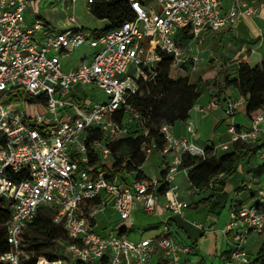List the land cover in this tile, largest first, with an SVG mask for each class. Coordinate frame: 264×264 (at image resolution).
Wrapping results in <instances>:
<instances>
[{
	"label": "built area",
	"instance_id": "1",
	"mask_svg": "<svg viewBox=\"0 0 264 264\" xmlns=\"http://www.w3.org/2000/svg\"><path fill=\"white\" fill-rule=\"evenodd\" d=\"M83 1L90 11L93 3L111 0ZM127 1L134 19L93 30L77 20L79 0L52 3L54 12L66 14L58 21L60 27L44 18L27 24L33 0H0V199L11 208L7 241L12 247L2 261L22 264L34 256L22 234L44 207L53 212V221L65 229L68 241L63 242L62 255L54 260L40 256L36 264H151L155 254L166 264H186L195 252L196 243H180L168 222L153 237L133 240L122 232L134 224L136 210L155 211L163 183L169 185L163 194L165 211L183 215L190 206L179 198L176 182L178 173L187 170L180 167L182 155H207L196 140L192 119L185 121L184 136L175 135L173 125L160 126L165 138L162 152L175 156L164 164V177L128 180L124 177L129 173L109 174L105 167L113 168L112 145L130 136L135 125L148 135L134 98L142 94L141 82L156 77L162 55H173L172 68L191 60L195 70L201 57L188 53L203 42L205 33L224 27L237 32L240 22L256 9L250 0H231L226 9L222 0H157V8L144 0ZM180 31L192 36L183 46L178 43ZM82 45L93 53L65 68L62 58ZM89 85L101 88L105 98L91 101ZM244 103L243 97L227 101L226 113L235 115ZM212 106L195 104L194 109L206 113ZM227 132L229 141L215 146L212 154L231 150L236 143L264 141V108L247 126L231 122ZM155 148L156 143L148 140L142 146L147 157ZM255 157L264 160V146ZM250 188L243 190L251 203L236 202L229 211L224 232L230 248L224 264H255L248 241L252 233L264 231V213L257 207L264 202V185L259 183L255 192ZM108 207L127 226L102 234L96 230L97 215ZM195 225L202 228L201 223Z\"/></svg>",
	"mask_w": 264,
	"mask_h": 264
},
{
	"label": "trees",
	"instance_id": "2",
	"mask_svg": "<svg viewBox=\"0 0 264 264\" xmlns=\"http://www.w3.org/2000/svg\"><path fill=\"white\" fill-rule=\"evenodd\" d=\"M148 1V0H144ZM91 14L101 20H107L108 25L102 29L107 30L120 26L135 17V13L127 0L97 1L90 7ZM180 45L187 44L192 36L186 31L177 34ZM173 55L164 53L159 62L157 75L154 79L141 82V92L134 98V104L140 109L145 126L149 133L135 125L130 136L112 145L116 154V162L113 168L105 167L109 174L132 173L137 180L146 178L141 166L147 159V153L142 150L145 141H154L156 151H162L165 147V138L160 132L162 123L174 125L177 122H185L191 117L192 110L200 98L198 86L190 81L188 76L173 78L171 76ZM185 68L188 67L184 63ZM233 87L245 98L246 116L254 118L264 108V62L251 65L242 62L238 68L236 77L226 75L224 88ZM264 146V141L253 145L236 143L231 150L212 154L215 145L206 147L205 157L184 153L180 167L187 169L188 177L193 188L197 190L211 189L208 200H213L214 193L221 191V199L216 202L215 209L219 208L228 197L225 191V183L216 178L221 173L233 176L245 160L255 157L258 150ZM165 170L161 175L164 177ZM264 175V161L254 169V176L260 178ZM124 178L127 179L125 176ZM211 182L213 183L210 187ZM169 185L163 183L158 188V194L167 192ZM264 213V202L257 204ZM11 215V208L4 199H0V257L10 252L12 247L7 241V222ZM27 248L34 251L30 260H23L22 264H36L40 256L54 260L65 251L64 241H68L65 229L53 221V212L47 208H41L37 218L22 234ZM255 264H264V241L261 242L255 255ZM0 264H10L0 259ZM159 264H166L161 262Z\"/></svg>",
	"mask_w": 264,
	"mask_h": 264
},
{
	"label": "crops",
	"instance_id": "3",
	"mask_svg": "<svg viewBox=\"0 0 264 264\" xmlns=\"http://www.w3.org/2000/svg\"><path fill=\"white\" fill-rule=\"evenodd\" d=\"M42 1L43 0H33L32 6L28 11L37 9L39 13L35 17H43L44 19H48L50 23H54L56 19L51 14H56V12L52 9H49L48 11V8L41 9L40 3ZM250 1L255 6L256 13L253 16H246L240 22L237 32L229 27L221 28L218 31L206 32L203 42L198 43L194 49L188 53L189 57L196 54L200 55L201 61L198 63L197 69L201 67L203 70L207 71L208 60L215 59V68L220 67L221 70L235 69L234 73L232 70L231 72L233 73L232 77H236L239 65L242 62L250 63L247 59L248 52H251L249 57L255 56L259 59L255 64L264 62V0ZM230 2L231 0H222L223 7L226 9ZM41 12H43V14H41ZM192 64L191 60L186 62L188 67H191ZM183 67L185 66L183 65ZM228 73L230 74V72ZM228 73H226V75H229ZM226 75H224V77ZM230 89L235 93L233 97L227 96V94H232L229 92ZM219 92L223 95L219 97L216 102L213 101L211 97L212 93L209 92L208 95L200 94V98L196 104L205 106L212 103L213 106L210 110L212 111L219 107L220 101H225V104H227V101L229 100H236L243 97L239 91L233 87L224 88V84L222 89H219ZM225 92H227V94H224ZM237 93L239 94V98L235 97ZM243 105L246 107V101ZM210 111L204 113L193 109L190 117V119L196 123V140L204 147L215 145L213 142H200L202 137L200 132L201 122L208 116V114H210ZM222 112H224V109H222ZM231 122H234L239 126H247L249 124V119L247 118L246 122L231 119L228 121V126ZM172 129L175 135L184 136L186 135V122H177L172 126ZM159 152L161 154V167H163L165 163H170L175 158L173 153ZM253 168L254 167L250 163L241 164L240 172L237 171L233 176L225 174L223 177L218 178V181L225 183V191L228 193V197L217 209H215V203L221 199L222 192L216 191L213 200H208L207 198L211 193V189L197 190L193 188L187 170H181L176 177V182L179 185V198L187 201L190 205L184 211L183 215H172L165 211L163 208L165 197L164 195H158L156 209L154 212L149 213L152 214L155 219L141 224L139 230L141 234L140 238L129 236V230L131 228L123 229L122 232L133 240L153 237L161 234L164 230L165 222H168L170 233L176 238V240L183 244L196 243L195 252L187 258L186 264H224L223 257L230 248V237L224 232L228 221L229 211L236 202L243 204L251 203L252 200L246 191L242 189L243 187L247 188L248 185H251L249 191L255 192L257 185L259 183H264L262 181L264 175L260 178L255 177ZM145 174L146 176H149L146 172ZM179 178L180 181H178ZM201 196L204 197L201 198ZM226 208H228V211L222 219V224L218 225L220 217ZM139 211L143 210L139 209L135 211V222L133 225H135L136 219H138L137 213ZM214 218H216V220ZM195 223H201L202 228L195 225ZM161 225H163L162 228ZM156 229H159V231L151 232V234L147 235V231H154ZM262 241H259V239H253V237L250 236L248 241L249 251H252L251 249L254 245H256V251H258ZM250 243L252 244L249 245ZM161 262L160 255H153L151 264H159Z\"/></svg>",
	"mask_w": 264,
	"mask_h": 264
},
{
	"label": "rangeland",
	"instance_id": "4",
	"mask_svg": "<svg viewBox=\"0 0 264 264\" xmlns=\"http://www.w3.org/2000/svg\"><path fill=\"white\" fill-rule=\"evenodd\" d=\"M59 0H43L40 3V7L41 9H46L48 8L51 9V5L53 2H58ZM147 4L151 7L157 8V0H148ZM60 6V5H59ZM36 8V7H35ZM39 13V11L37 9H33L32 11H27L26 13V23L33 25L35 20H40L43 17H35L37 16ZM41 14H43V12H41ZM51 14V13H50ZM55 17L56 21H54V24L57 25L58 27H60V25L58 24L59 20H64L66 17L65 12H63L62 10H58V12H56V14H51ZM76 16H77V20L80 24L89 27L90 29H95V30H99L102 29L104 27H106L108 25V21L107 20H101L98 19L96 17H94L90 11L87 8V4L83 1V0H79V2L77 3V8H76ZM93 49L91 47H89L88 45H82L78 48H76V50L70 54H68L67 56H64L63 62L65 63V68H71V67H75L80 60L85 57L88 56L90 54L93 53ZM251 52L247 53V59L251 64H255L258 62L259 59H257V57L250 56ZM214 61H216L215 59H210L208 60L207 63V71L203 70V68H199V69H195L193 70L191 67H177V68H172L171 71V76L173 78H178V77H182V76H188L190 78V81L192 83L197 84L198 86V90L200 92V94L203 95H208L209 92L212 93L211 97L213 99L214 102H216V100L221 97L223 94H220L219 89H222L223 84H224V75H226V73L230 72L229 76L232 77V74L234 73L235 69H228V70H221L220 67H216V64L214 63ZM232 70V72H231ZM134 71L133 67L130 68V74H132ZM229 92H231L232 94H227V92H225L224 94H227V96L233 97L234 96V92H232V89L229 90ZM220 94V95H219ZM87 95L89 97V99H91V101H95L96 96L101 97L102 99L105 98L104 94H103V90L97 86H87ZM236 98H239V94L237 93ZM222 99V98H221ZM215 105V104H214ZM226 106L227 104H225V101H220L219 107L210 111V114H208V116L202 120L201 122V129L200 132L202 134L201 140L200 142H213L216 146L220 143H224L229 141V134L227 132L228 129V121H230L231 119H237L240 120L242 122H246L247 121V117L245 114V109L246 107L244 105L240 106L235 115L230 116L226 113ZM222 109H224V112H222ZM213 123V124H211ZM229 151V150H227ZM218 152H225L224 150L219 149ZM256 156V155H255ZM160 160H161V154L159 151H153L151 154L148 155L145 163L141 166V169L143 171H145L150 177L152 176H160L161 175V171L163 169V167L160 166ZM262 161H264L263 159H258L257 157H253L250 158L249 160H245L243 162V164H252V166L254 167L253 170L255 169V167L261 163ZM241 171V166L238 170V172ZM144 172V173H145ZM128 174V173H126ZM135 174L129 173L128 175H126L128 180H132L134 178ZM178 181H180V178L178 179ZM262 181L264 182V178L262 179ZM264 185V183H262ZM246 186V185H245ZM245 187H243L242 189H244ZM204 196H201V198H203ZM228 211V208H226L223 211V214L220 217V222L218 225L222 224V219L224 217V215H226ZM138 219H136V223L135 225H133L131 227V229L129 230V236L131 237H137L140 238L141 234H140V228H141V224L143 222H147V221H152L154 218V216L152 214H149L147 212L144 211H139L137 213ZM216 220V218H214ZM213 219V220H214ZM97 227L96 230L102 234H107L109 233L111 230H116L118 228H122L123 226H127V224L125 223V221L120 217V215L111 207L106 208L103 212H100L97 215ZM163 225H161L162 228ZM159 231V229L156 230H152V231H147L148 234H151V232H156ZM251 237H253V239H259V241L264 240V231L262 233H252ZM252 243H250L249 245H251ZM65 245V244H64ZM256 245L252 246V251H250L251 255L253 257H255L256 255ZM154 264V263H153Z\"/></svg>",
	"mask_w": 264,
	"mask_h": 264
}]
</instances>
